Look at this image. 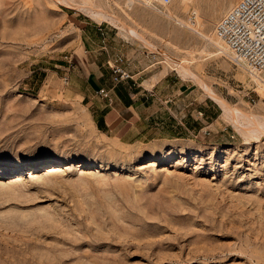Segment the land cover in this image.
I'll list each match as a JSON object with an SVG mask.
<instances>
[{"label": "rangeland", "instance_id": "374dc122", "mask_svg": "<svg viewBox=\"0 0 264 264\" xmlns=\"http://www.w3.org/2000/svg\"><path fill=\"white\" fill-rule=\"evenodd\" d=\"M130 1L105 8L113 25L60 0H0V264H264V135L239 131L206 90L264 120V86L212 34L238 0L176 5L181 26ZM190 11L219 45L186 27ZM116 57L144 88L163 77L154 108L171 139L104 134L86 79L133 98L110 83Z\"/></svg>", "mask_w": 264, "mask_h": 264}, {"label": "crops", "instance_id": "0c3cea01", "mask_svg": "<svg viewBox=\"0 0 264 264\" xmlns=\"http://www.w3.org/2000/svg\"><path fill=\"white\" fill-rule=\"evenodd\" d=\"M233 0L228 1L225 8L228 9ZM131 74L132 81H122L120 85H130L136 91L132 94V97H125L123 94L119 96V99L115 96H111L102 101V106L97 107L98 122L105 135H108L111 139L117 141L122 145H152L155 143L165 142L171 138L165 136L164 132L160 129V120L158 117L157 102H161L159 99V93L155 91V85L161 81L159 75L152 76L149 80L143 82V85L149 86V89L142 86V82L138 83L139 79L137 74ZM91 79V78H90ZM89 80L86 79L88 88L95 96H98L96 92L99 89H104L103 83L94 80L89 84ZM167 84L174 82L171 80L166 81ZM188 87L184 84L177 86V91L173 92L171 100L173 104L183 113L182 109L184 105H180V95L187 91ZM110 92V90H108ZM100 98V97H99ZM169 98L164 101V104L171 101ZM179 105V106H178ZM163 111V110H161ZM175 111V110H174ZM97 116V114H96ZM201 116V113H198ZM179 124L184 127V124L179 121ZM202 131V130H201ZM200 131V133H201Z\"/></svg>", "mask_w": 264, "mask_h": 264}, {"label": "built area", "instance_id": "2783aa9c", "mask_svg": "<svg viewBox=\"0 0 264 264\" xmlns=\"http://www.w3.org/2000/svg\"><path fill=\"white\" fill-rule=\"evenodd\" d=\"M168 5L171 0H160ZM196 13L190 11L186 17V27L196 22ZM213 35L230 53V62L243 67L248 75H258L264 71V0H238L231 9L213 25ZM111 72L110 83L132 81L125 67L128 62L116 57L108 66ZM62 81L66 83L67 78ZM96 94L108 99V90L99 89ZM250 102L252 100H249ZM201 131V135H206Z\"/></svg>", "mask_w": 264, "mask_h": 264}, {"label": "bare ground", "instance_id": "6f19581e", "mask_svg": "<svg viewBox=\"0 0 264 264\" xmlns=\"http://www.w3.org/2000/svg\"><path fill=\"white\" fill-rule=\"evenodd\" d=\"M60 1L68 7L77 6L79 9L84 11L92 19H94L99 23L104 22V23L116 25L115 21L111 17L106 15V13L104 12L105 8L110 6L111 0H60ZM130 2H131L130 4L140 3L139 0H131ZM188 2L189 0H171V2L168 5H164L161 3L160 0H143L142 6L154 10L156 13L166 18L168 21L173 22L178 26H181L182 20L177 15H175L176 13H174L173 8H175L176 5L181 8V6L188 4ZM155 3L158 5H155ZM203 28L204 27L199 23H197L196 21L188 29H191V31L194 34H196L201 39V41H204L205 46L212 45L213 43L219 45V42L217 40H214V38H211L209 32H207L206 30L204 31ZM126 34L130 38L139 37L138 31L135 29H129L128 31H126ZM224 50L226 51L227 49ZM227 53H229V51ZM172 65L177 68L178 72L181 75L187 76V78H189L188 76L193 77V74L189 72V70L186 68L187 66L183 65V62L178 64L172 63ZM251 79L252 82L256 83L257 85L264 86V78H261L256 75H251ZM206 90L208 91L206 92L213 97V99L218 103V105L221 106L223 115L226 118H228L232 123V125H234L238 130L240 129L242 131L243 130L246 131L248 136L253 139H256L261 134L264 135V120H260L258 117L252 116V114L250 115L244 113L241 110L230 108L223 100L214 97L213 93L209 91L207 88Z\"/></svg>", "mask_w": 264, "mask_h": 264}]
</instances>
